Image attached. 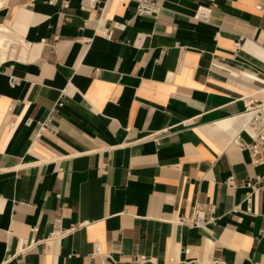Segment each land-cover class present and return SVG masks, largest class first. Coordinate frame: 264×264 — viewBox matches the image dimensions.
<instances>
[{"label": "crops", "instance_id": "0c3cea01", "mask_svg": "<svg viewBox=\"0 0 264 264\" xmlns=\"http://www.w3.org/2000/svg\"><path fill=\"white\" fill-rule=\"evenodd\" d=\"M49 1L0 0V264H264V0Z\"/></svg>", "mask_w": 264, "mask_h": 264}, {"label": "built area", "instance_id": "2783aa9c", "mask_svg": "<svg viewBox=\"0 0 264 264\" xmlns=\"http://www.w3.org/2000/svg\"><path fill=\"white\" fill-rule=\"evenodd\" d=\"M54 0H50L49 3H53ZM135 12L138 16H155L160 8L162 0H135ZM211 8L200 6L197 8L193 19L199 22H207L209 20ZM240 42L236 43V48H239ZM246 114L245 120L242 123L241 128L235 132L232 137V143L239 149L246 151L249 157V163L254 166L264 165V102L248 101L246 103ZM243 114V115H244ZM50 121V117L46 120V123ZM244 132L248 139L241 136ZM227 185L233 187L235 182L233 178H230ZM241 187H251L254 191L264 190V182H260L258 179L248 178ZM250 201V197L248 199ZM180 224H187L195 228H203L207 225L215 224L216 219L208 215L204 206L196 204L193 208L192 214L189 218H179L177 220ZM87 222L80 224H75L69 226L67 229H61L54 232L55 237H61L68 234H72L74 231L83 228ZM31 246L21 245L18 254L25 252L30 249ZM100 246L96 245L94 247L93 254L100 253ZM137 262L145 261L144 257L136 258ZM99 264H105L101 262Z\"/></svg>", "mask_w": 264, "mask_h": 264}, {"label": "bare ground", "instance_id": "6f19581e", "mask_svg": "<svg viewBox=\"0 0 264 264\" xmlns=\"http://www.w3.org/2000/svg\"><path fill=\"white\" fill-rule=\"evenodd\" d=\"M245 116H246V114H245ZM245 116H244V117H245Z\"/></svg>", "mask_w": 264, "mask_h": 264}]
</instances>
